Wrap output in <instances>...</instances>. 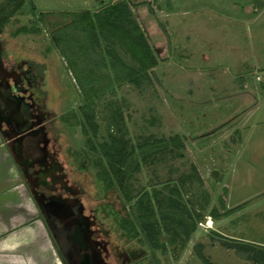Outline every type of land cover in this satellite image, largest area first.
Returning a JSON list of instances; mask_svg holds the SVG:
<instances>
[{
  "label": "rangeland",
  "instance_id": "rangeland-1",
  "mask_svg": "<svg viewBox=\"0 0 264 264\" xmlns=\"http://www.w3.org/2000/svg\"><path fill=\"white\" fill-rule=\"evenodd\" d=\"M115 1L0 0V21L8 17L0 24L5 45L0 71L8 73L10 57L15 60L10 65L27 62L44 76L59 162L68 172V184L80 191L85 221L94 219L106 233V264H252L224 242L236 238L264 244V12H248L251 6L256 12L264 7V0H126L157 66L149 71L144 90L123 84L114 94L108 91L95 111L100 136L102 108L111 100L122 111L132 144L148 136H178L183 143L181 157L141 164L132 180L136 191L162 198L177 179L192 176L180 189V201L193 220L195 212L201 218L184 247L168 246L165 255L120 237L113 213L124 217L129 205L115 188L101 191L88 161L77 156L86 148L85 136L78 126L61 120L77 111L82 97L75 56L54 37L67 33L63 28L72 19L70 13L92 14ZM212 211L221 217L214 219ZM92 245L99 246L94 240ZM120 253L133 258L128 261Z\"/></svg>",
  "mask_w": 264,
  "mask_h": 264
},
{
  "label": "trees",
  "instance_id": "trees-1",
  "mask_svg": "<svg viewBox=\"0 0 264 264\" xmlns=\"http://www.w3.org/2000/svg\"><path fill=\"white\" fill-rule=\"evenodd\" d=\"M131 6L126 0H117L92 14L70 13L72 19L63 28L67 33L63 35L59 32V36L54 37L63 50L69 56H75L78 62L73 63V68L82 97L77 111L61 120L70 126H78L85 136L86 148L77 156L88 161L101 191L106 193L115 188L123 203L129 205L124 217L112 212L120 237L147 247L153 254L157 251L165 255L168 246H172L173 250L184 247L195 230V223L201 218L195 212L193 220L180 201L185 180L189 181L192 176L177 179L162 198H158L160 193L136 191L132 180L141 164L155 165L168 155L181 157L179 151L183 143L178 136H148L132 144L126 138L122 111L111 100L104 102L102 108L104 135L100 136L95 111L108 91L114 94L113 89L123 84L144 90L150 83L149 71L157 66L156 54L137 23ZM6 21L7 15L1 23ZM22 32L26 33L27 29H22ZM71 38L73 43H65ZM103 69L111 73H101ZM223 215H229V211ZM211 216L216 220L221 217L215 211ZM228 242H224L227 248L244 253L252 264H264L262 247L236 240ZM248 252L254 254L249 256Z\"/></svg>",
  "mask_w": 264,
  "mask_h": 264
},
{
  "label": "water",
  "instance_id": "water-1",
  "mask_svg": "<svg viewBox=\"0 0 264 264\" xmlns=\"http://www.w3.org/2000/svg\"><path fill=\"white\" fill-rule=\"evenodd\" d=\"M3 86L0 84V135L22 172L24 168L26 171L34 167L40 168L49 158L46 149L48 140L41 135H34L33 130L38 124L32 125V118L27 114L23 102H10L9 90ZM30 190L57 246V254L62 263L101 264L103 261L100 260L96 247L92 245L91 226L84 223L85 215L81 210V202L61 196L47 197L35 188ZM64 245L71 246L70 251L66 250ZM98 245L100 244L96 242V246ZM74 247L76 249L72 250Z\"/></svg>",
  "mask_w": 264,
  "mask_h": 264
},
{
  "label": "crops",
  "instance_id": "crops-1",
  "mask_svg": "<svg viewBox=\"0 0 264 264\" xmlns=\"http://www.w3.org/2000/svg\"><path fill=\"white\" fill-rule=\"evenodd\" d=\"M254 10L251 6L248 12L253 11L255 16L261 15L264 7L259 6L257 12ZM259 104L260 102L255 105L254 111L259 108ZM233 240L241 242V239ZM242 242L258 246L248 240ZM259 246L264 250V244ZM0 264H63L57 254V246L33 200L30 186L1 135Z\"/></svg>",
  "mask_w": 264,
  "mask_h": 264
},
{
  "label": "flooded vegetation",
  "instance_id": "flooded-vegetation-1",
  "mask_svg": "<svg viewBox=\"0 0 264 264\" xmlns=\"http://www.w3.org/2000/svg\"><path fill=\"white\" fill-rule=\"evenodd\" d=\"M14 3L15 2H12L13 6ZM0 9L4 10V8L1 7ZM1 34L2 32L0 30V35ZM4 47L5 45L0 42V52ZM6 61L9 63H6L9 66L7 69L8 73L6 72L7 74H4V72L0 71V84L2 86L4 85L3 87L5 89L9 90L10 102L14 104L23 102L25 104L27 114L32 118V125L34 126L36 123L38 124L33 130L34 135H41L48 140L46 144L47 153L49 155L47 163L41 165L40 168L35 169L34 167L29 171H26L24 168L23 170L28 185L30 188H35L37 192L44 196H61L70 200L76 199V202L80 203V191L75 189L73 185L68 184L69 180L66 178L68 172H66L65 166L59 162L60 152L59 149H57L58 137L51 133L52 124L50 125L49 120L53 113L50 112L47 107L46 100L48 91L46 89L44 76L33 70L32 64L28 65L27 62L25 65L12 66L10 63L15 60L10 59L9 57ZM7 85L9 87H7ZM93 220L89 218L88 221H84V223H88L91 226V239L100 244L96 251L100 255V260L103 261L101 264H106L107 262L105 259L108 258L109 255V252H107L106 249L108 241L103 239L106 233L98 230L96 222ZM120 254L126 255V253ZM132 258H128V255H126L125 259L130 261Z\"/></svg>",
  "mask_w": 264,
  "mask_h": 264
}]
</instances>
